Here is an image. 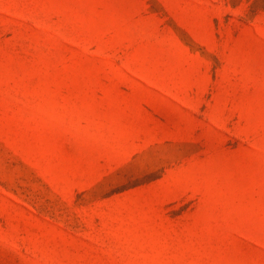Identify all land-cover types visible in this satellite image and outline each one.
<instances>
[{
    "label": "rangeland",
    "instance_id": "374dc122",
    "mask_svg": "<svg viewBox=\"0 0 264 264\" xmlns=\"http://www.w3.org/2000/svg\"><path fill=\"white\" fill-rule=\"evenodd\" d=\"M0 264H264V0H0Z\"/></svg>",
    "mask_w": 264,
    "mask_h": 264
}]
</instances>
